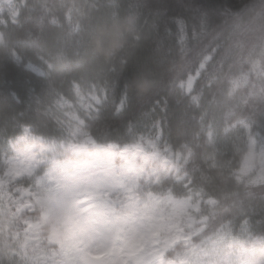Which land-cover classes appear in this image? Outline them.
<instances>
[{
  "label": "snow or ice",
  "instance_id": "obj_1",
  "mask_svg": "<svg viewBox=\"0 0 264 264\" xmlns=\"http://www.w3.org/2000/svg\"><path fill=\"white\" fill-rule=\"evenodd\" d=\"M225 15L230 27L223 41L201 55L195 73L179 81L199 106L202 94L195 93V82L220 54L211 71L210 101L220 120L205 125L209 143L199 166L189 171L193 149L187 144L168 148L141 138L127 149L145 173L135 189L132 228L110 240L76 238L67 246L44 233L37 246L30 225L41 218L37 197L49 184L40 143L21 148L0 160V264H264V0H241ZM206 31L202 26L189 36L180 26L181 60L191 54V41ZM132 39L139 41V33ZM119 63L126 65L127 57ZM148 86L146 78L138 82L141 89ZM73 87L71 99L59 94L49 99V112L74 135L87 138L86 116L99 112L108 92L94 83ZM122 107L123 100L117 108ZM113 199L110 194L109 206L120 212ZM95 207V201L82 200L77 210L86 214ZM159 214L170 219L155 227L150 217ZM130 251L136 261L116 258Z\"/></svg>",
  "mask_w": 264,
  "mask_h": 264
},
{
  "label": "trees",
  "instance_id": "obj_2",
  "mask_svg": "<svg viewBox=\"0 0 264 264\" xmlns=\"http://www.w3.org/2000/svg\"><path fill=\"white\" fill-rule=\"evenodd\" d=\"M2 4L7 6L0 13V160L23 127L59 142L84 137L58 123L48 101L56 94L71 99L74 85L94 83L107 90L108 99L98 113L86 116L89 142L125 145L143 138L168 148L187 144L193 149L189 171L199 166L209 143L205 125L220 120L210 103L215 90L211 71L220 54L195 82V93L202 94L199 106L179 81L198 68L204 52L223 41L230 27L226 10L241 0H0ZM182 24L189 36L193 29H207L191 41L187 60L180 59ZM137 33L140 40L134 41ZM124 57L128 63L121 66ZM142 78L149 81L145 89L138 87ZM218 143L223 148L222 135Z\"/></svg>",
  "mask_w": 264,
  "mask_h": 264
},
{
  "label": "rangeland",
  "instance_id": "obj_3",
  "mask_svg": "<svg viewBox=\"0 0 264 264\" xmlns=\"http://www.w3.org/2000/svg\"><path fill=\"white\" fill-rule=\"evenodd\" d=\"M6 6L2 4L0 13ZM37 142L43 152L44 173L47 174L49 184L37 197L41 218L30 225L31 239L37 246L44 233L48 234L50 241L67 246L76 238L81 242L110 240L114 234L132 228L129 218L138 211L135 202L139 197L135 189L137 181L145 173L137 156L130 155L127 149L138 142L97 145L82 135L74 142H59L39 136L29 127H23L20 135L8 142V152L2 160ZM173 182L169 179V186ZM110 194H114L113 202L120 205V212H113L109 206ZM82 200L95 201V209L82 214L77 210ZM150 219L155 227H159L170 218L159 214ZM116 258L121 261L138 259L131 251L118 252Z\"/></svg>",
  "mask_w": 264,
  "mask_h": 264
}]
</instances>
